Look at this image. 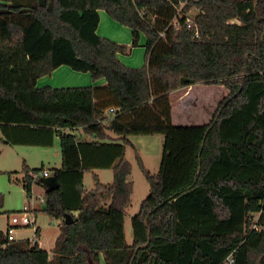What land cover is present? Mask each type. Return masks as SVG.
<instances>
[{
  "label": "trees",
  "instance_id": "16d2710c",
  "mask_svg": "<svg viewBox=\"0 0 264 264\" xmlns=\"http://www.w3.org/2000/svg\"><path fill=\"white\" fill-rule=\"evenodd\" d=\"M100 11L147 38L145 67H126L128 48L96 33ZM64 66L106 85L38 88ZM195 85L228 95L209 124L175 125L171 94ZM80 128L91 141L67 133ZM0 129L12 145L59 137L62 155L61 187L45 199L62 221L52 256L0 231V264H264V0H0ZM135 135L164 145L158 173L139 158L150 194L129 245ZM94 170L113 183L94 176L87 191ZM25 171L30 196L43 168Z\"/></svg>",
  "mask_w": 264,
  "mask_h": 264
},
{
  "label": "rangeland",
  "instance_id": "374dc122",
  "mask_svg": "<svg viewBox=\"0 0 264 264\" xmlns=\"http://www.w3.org/2000/svg\"><path fill=\"white\" fill-rule=\"evenodd\" d=\"M100 22L95 29L96 33L118 45L127 47V52L120 54L119 59L128 68L140 69L146 66L147 38L140 33L133 32L130 28L117 23L107 12L100 11ZM44 83L38 88L51 87L62 88H86L95 87L94 81L89 73H82L64 66L58 75L46 76ZM97 81V84H100ZM226 89L218 85H202L196 88H186L174 92L171 96L172 108L176 120L180 126L206 125L214 117L220 102L226 97ZM112 138H117L109 133ZM0 228H7L8 216L19 213L29 205L38 204L39 208H45V189L35 184L32 199L27 197L22 184L17 182L23 176L24 163L30 169H38L44 165V170L60 167L59 140L56 138L54 147L49 149L29 146H12L5 144L4 135L0 129ZM132 146L126 149V159L130 162L132 172L129 181L133 184L131 204L126 210L125 234L129 245L133 244L134 235L132 219L139 211L141 204L150 194V186L146 175L142 170L139 158L144 167L152 174L159 171L163 156L164 137L154 136H130ZM18 172V173H16ZM42 174V173H41ZM42 178V176H40ZM102 178V177H101ZM11 179V180H10ZM84 188L91 191L95 189L94 173L88 172L84 178ZM40 209L37 212V225L41 229V238L35 235L36 228L32 226L18 228L15 234L17 241H31L42 239L44 246L49 248L53 245L59 229V219L49 216ZM9 212L8 214H5ZM21 234L24 236L21 237Z\"/></svg>",
  "mask_w": 264,
  "mask_h": 264
},
{
  "label": "crops",
  "instance_id": "0c3cea01",
  "mask_svg": "<svg viewBox=\"0 0 264 264\" xmlns=\"http://www.w3.org/2000/svg\"><path fill=\"white\" fill-rule=\"evenodd\" d=\"M60 69H62V67L61 68H59V69H57L52 75H50V76H54V75H58V73H59V71H60ZM46 79L47 78H41L39 81H38V85L40 84V83H44V81H46ZM106 85V82L103 80V81H101L100 82V84H97V82H94V86L95 87H97V86H105ZM202 85H195V86H191L192 88H196V87H201ZM184 89H186V88H184ZM180 90H183V89H180ZM180 90H178V91H180ZM178 91H176V92H178ZM226 96L228 95V91L226 90ZM173 94V93H172ZM172 94H171V96H172ZM172 116H173V123L175 124H179V121L177 122L176 120H178V119H176V116H175V112H174V110H173V114H172ZM67 133L68 134H71V135H78V137L81 139V140H83V141H91L92 140V138L91 137H89V136H86L85 134H84V132H83V130H82V128H80V129H77V130H68L67 131ZM56 138H58V140H59V152H58V157L60 158V167L59 168H52L51 170H44V165H42V167H40V168H38V169H41V168H43V172H47V173H49V175L50 176H53L54 174H55V170H57V169H60L61 168V166H62V155H61V147H60V138L59 137H55V139H54V141H53V145L51 146V147H43V146H29V147H39V148H44V149H49V148H52V147H54V144H55V140H56ZM1 139V138H0ZM5 140V139H4ZM5 144H8V145H12L11 143H9L8 141H6L5 140ZM12 146H24V145H12ZM27 169V171H30V172H32L33 170H38L37 168L36 169H30L29 168V166L28 165H26L25 163H24V170H23V176H22V178L21 179H17V182L18 183H20V184H22V187H23V189L25 190V187H24V180H25V177H26V174H25V170ZM42 172V173H43ZM16 173H18V172H16ZM91 173H94V176H97V178L99 179V181L103 184V185H110V184H112L113 183V180H114V175H113V171L112 170H94L93 172H91ZM102 177V178H101ZM44 177H42V178H40V179H38L39 180V182H35L34 184H33V187H32V193H31V195L30 196H28V194H27V197L29 198V199H32V194H33V191H34V189H35V184H37V185H40V186H42L44 189H45V199H46V193L48 192L47 191V189H46V187L41 183V179H43ZM48 178V177H47ZM85 178V177H84ZM11 180V179H10ZM83 183H84V181H83ZM61 186V185H60ZM86 189V188H85ZM87 190V189H86ZM26 191V190H25ZM87 191H89V190H87ZM92 191V190H91ZM27 193V192H26ZM40 200H41V203H44V201L45 200H42L41 198H39ZM45 204H46V202H45ZM27 207V206H26ZM30 209H31V211L32 212H34V214H35V218H36V223H35V227L34 228H36V225H37V212H39L40 211V209L41 208H39V205L38 204H35V205H29L28 206ZM45 208H46V205H45ZM45 208L44 209H41L42 211H44L45 212ZM21 212V211H20ZM9 212H7V213H5V214H8ZM16 214V213H15ZM14 215V214H13ZM79 215V213H74V217H77ZM11 219V216H8V222H7V228H8V226H9V224H10V220ZM61 224H62V221L60 220V222H59V229H58V233H57V235H56V237H55V240H54V243H53V245L51 246V247H49V248H46L45 246H44V243L42 242V239H39V241L37 240V242H38V244H39V246H40V248L41 249H43V250H46V251H48L49 253H50V255L52 256V251L54 250V248H55V244H56V240H57V238L59 237V235H60V226H61ZM7 228L5 229V228H0V231L1 232H3L5 235H6V232H7ZM40 230V237L39 238H41V229L39 228V227H37L36 228V230H35V233H36V231L37 230ZM36 235V234H35ZM7 236V235H6ZM24 235L23 234H21V237H23ZM32 237L30 236V239H31ZM30 239H27V240H30ZM15 240H16V237H15ZM26 240V239H25ZM17 241V240H16ZM23 241V240H22ZM36 241V240H35Z\"/></svg>",
  "mask_w": 264,
  "mask_h": 264
},
{
  "label": "built area",
  "instance_id": "2783aa9c",
  "mask_svg": "<svg viewBox=\"0 0 264 264\" xmlns=\"http://www.w3.org/2000/svg\"><path fill=\"white\" fill-rule=\"evenodd\" d=\"M175 26H177L176 23H174ZM193 25V22L191 20H187V26L188 28H191ZM198 37V34H197ZM113 112V110L111 111ZM31 176L34 178V180H38L40 178V176L47 178L50 177L49 173L47 172H43L40 175L37 174H31ZM10 224L7 228V232L6 235L8 237V240L10 242H14L15 240V234L18 228H24V227H28V226H32L35 227V214L34 212L31 211V209L29 207H24V209L19 212L16 213L14 215L11 216L10 219ZM234 263V258L232 256H230L223 264H233Z\"/></svg>",
  "mask_w": 264,
  "mask_h": 264
},
{
  "label": "water",
  "instance_id": "95a60500",
  "mask_svg": "<svg viewBox=\"0 0 264 264\" xmlns=\"http://www.w3.org/2000/svg\"><path fill=\"white\" fill-rule=\"evenodd\" d=\"M41 183L46 187L48 192H54L60 189V183L55 175L50 176L48 178L41 179ZM78 222V218L74 217L71 214L64 215V224L65 225H73ZM145 246H143L144 248Z\"/></svg>",
  "mask_w": 264,
  "mask_h": 264
}]
</instances>
